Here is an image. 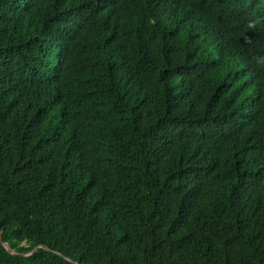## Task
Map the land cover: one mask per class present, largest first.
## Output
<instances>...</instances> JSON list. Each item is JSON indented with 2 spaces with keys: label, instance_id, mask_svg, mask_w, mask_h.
Listing matches in <instances>:
<instances>
[{
  "label": "trees",
  "instance_id": "trees-1",
  "mask_svg": "<svg viewBox=\"0 0 264 264\" xmlns=\"http://www.w3.org/2000/svg\"><path fill=\"white\" fill-rule=\"evenodd\" d=\"M257 56L264 0H0V264H264Z\"/></svg>",
  "mask_w": 264,
  "mask_h": 264
},
{
  "label": "clouds",
  "instance_id": "clouds-1",
  "mask_svg": "<svg viewBox=\"0 0 264 264\" xmlns=\"http://www.w3.org/2000/svg\"><path fill=\"white\" fill-rule=\"evenodd\" d=\"M248 28L249 29H253L255 28V22L250 21L248 24ZM253 63L257 66V67H264V57H253Z\"/></svg>",
  "mask_w": 264,
  "mask_h": 264
},
{
  "label": "water",
  "instance_id": "water-1",
  "mask_svg": "<svg viewBox=\"0 0 264 264\" xmlns=\"http://www.w3.org/2000/svg\"><path fill=\"white\" fill-rule=\"evenodd\" d=\"M0 241L1 242H3L1 239H0ZM39 247H42L43 249H46V250H48L47 248H45L43 245H38V246H34L31 250H30V252H28V253H25V254H23V255H28V254H31L36 248H39ZM11 253H16L15 251H10Z\"/></svg>",
  "mask_w": 264,
  "mask_h": 264
}]
</instances>
